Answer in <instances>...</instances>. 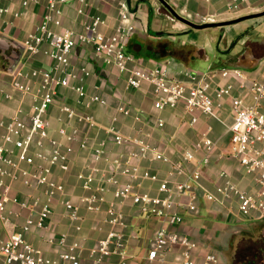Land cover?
<instances>
[{
    "label": "built area",
    "instance_id": "1",
    "mask_svg": "<svg viewBox=\"0 0 264 264\" xmlns=\"http://www.w3.org/2000/svg\"><path fill=\"white\" fill-rule=\"evenodd\" d=\"M30 1L21 0L22 8H27ZM87 1L48 0L41 23L22 44L25 50L18 63L22 62V66L18 68L17 65L12 73L7 71L15 76L12 81L13 89L21 92L23 98H30L31 109L27 112L19 107L10 118L0 119V264H85L84 245L79 241L70 243L66 233L50 234L47 238L57 248L54 257L27 239L28 233L44 235L50 231L53 202L65 194V187L55 178L54 170H69V156L74 152L72 145L78 136L77 128L68 131L65 127L58 129L59 136L52 134L48 113L59 90L71 89L78 95V103H84L87 108L95 103H106L99 94L88 97L86 80L91 72L87 67H77L72 62V55L78 46H92L95 55L105 65L115 66L126 77L131 89L140 90L146 85L151 86L154 107L157 110H181L191 126L198 123L200 115L221 121L218 111L223 100L230 98L234 119L228 129L229 152L244 173L254 179L255 188H243L232 180L229 173L221 171L220 178L224 183L216 187L217 194L205 193L204 196L208 201L225 200L235 203L241 215L263 219L264 80L251 81L248 88L254 103L248 106L241 95L234 94L235 85L232 82H221L234 75L240 80L241 88L245 89V77L239 69L222 68L202 73L185 68L175 70L171 61L151 68L143 67L127 49V41L135 32V14L127 9L120 12L118 25L110 34L102 30L105 20L100 15L85 21L82 31L55 28L60 25L56 18L63 14L62 7L78 3V13L85 15ZM248 4L249 0H230L227 11L237 14ZM8 12L7 8H0V21ZM14 16L19 17L21 13H15ZM211 22L213 20L205 17L202 19V24ZM43 45L50 47V66L48 69L32 67L31 60L41 52ZM11 97L6 95L8 99ZM61 109L70 119L77 118L80 122H89L91 125L94 123L92 116H79L70 105L64 104ZM118 110L137 122H154L158 129L165 127L162 118L153 120L143 111H135L129 104L122 103ZM111 131L117 144L133 142L137 145L138 150L132 157H151V160L170 163V175H187V180H163L158 174L133 165L131 158H127L116 161L115 168L137 183L121 184L115 176L97 179L95 171L84 177L83 187L92 193L82 198L81 203L86 205L88 211H100L105 202L107 186L114 184L117 186L114 191L117 200L131 201L141 215L156 218L162 223L150 243L147 253L149 264H167L170 255L178 257L175 264H219L217 253L200 252L202 248L198 242L181 231L186 215L199 210L201 195L197 188L201 187L203 169L210 164L216 142L204 136L195 148L184 151L181 161L173 163L144 137L130 140L120 135L116 129ZM81 147L87 148V144L82 143ZM198 151L203 152L202 159L193 171L188 172L186 164L196 159ZM92 152L95 160L102 158L101 148H93ZM18 180L26 187L41 189L43 197L34 195L28 201H22L18 196H13L14 184ZM145 181L158 184L157 195L137 190ZM12 205L28 213L24 222L17 224L19 229L15 232L9 231L8 227H12L13 219L18 218L20 212L12 209ZM63 205L65 216L75 224L78 232L81 231L80 204L66 198ZM107 215L112 229L91 248V258L94 264H103L112 257H120L124 260L121 264H129L126 260V235L118 230V227H126L124 215L114 205L107 209Z\"/></svg>",
    "mask_w": 264,
    "mask_h": 264
},
{
    "label": "crops",
    "instance_id": "2",
    "mask_svg": "<svg viewBox=\"0 0 264 264\" xmlns=\"http://www.w3.org/2000/svg\"><path fill=\"white\" fill-rule=\"evenodd\" d=\"M229 1L169 0L179 15L196 24H202L204 17L213 20L211 22L213 24H220L257 14L259 10V7L254 6L253 0H249L247 7L233 14L227 11ZM47 4L48 0H31L27 8H22L21 0H0V8L9 10L0 21V36L23 44L28 35L34 33L41 23ZM79 7L78 3L62 7L63 14L56 18L60 25H54L55 28L82 31L85 21L90 17L100 15L105 20L102 30L110 34L118 25L120 12L127 9L135 14V32L127 41V49L143 67L151 68L162 62L171 61L175 70L185 68L202 73L222 68L239 69L245 77V89L241 88L240 80L234 75L221 82H232L235 85L234 94L241 95L246 105L251 106L254 103L248 87L252 80H264V57L256 61H247L246 55L249 46H256L259 43L264 45V21L258 22L261 23L262 30L258 29L257 22L244 23L256 18L232 25L213 27L222 29L223 32L220 38V44H223L220 52L224 65L215 66L209 62V57L207 58L203 47L204 37H200L198 33L212 28L202 30L190 28L174 19L158 0H88L85 15L78 13ZM18 12L21 16L15 17L14 14ZM233 25L236 26L229 28ZM174 33L189 36V40L194 41V45L197 46L188 43L174 45ZM239 39H244L242 48L238 52L228 54L236 46L234 42ZM49 51L50 47L43 45L41 52L31 60V66L48 69L51 62ZM10 52L11 50L7 53ZM196 57L206 59V69L190 68ZM3 60L8 61L6 58ZM72 62L77 67H87L91 72V76L86 80L88 97L99 94L106 103H95L87 108L84 103H78V95L71 89L59 90L56 101L48 113V119L53 128L52 134L59 136L58 129L65 127L68 131L77 128L78 136L72 145L74 152L69 156V170H54L55 178L65 187V194L53 202L54 213L50 218V231L44 235L28 233L27 239L34 246L54 257L57 254V248L48 242L47 238L50 234L66 233L70 243L79 241L84 245L85 264H94L90 250L112 229L108 223L107 209L114 205L115 209L124 215L126 227H118V230L126 235L127 262L129 264H149L147 253L150 243L162 223L156 218L141 215L131 201L117 200L114 197L117 186L114 184L107 186L105 202L101 210L88 211L86 205L81 203V199L91 195L92 191L84 189V177L96 171L94 175L97 179L103 176H115L121 184H135L137 183L135 180L115 168L116 161L131 158L133 165L139 166L142 170H150L163 180L172 182L187 180V175H170L172 172L170 163L151 160V157L146 159L132 157L133 153L138 150L137 145L133 142L117 144L112 129H116L126 139L134 140L139 136L144 137L151 146L157 147L173 163L181 161L184 151L195 148L204 136H208L216 142V147L210 156V164L203 169L201 187L197 188L201 195L198 201L199 210L197 213L186 215L181 231L198 242L202 248L200 252L217 253L219 264H247V261L264 264V218L245 217L238 211L235 203L225 200L208 201L204 196L205 193L215 194L216 187L224 183V180L220 178L221 171L229 173L232 180L241 187L255 188L254 179L244 173L229 152L228 129L234 119L231 99L223 100V105L218 111L221 121L200 115L198 123L191 126L181 110H157L154 107L151 86L146 85L140 90L131 89L127 85L126 77L115 66L105 65L95 55L92 46H78L72 55ZM21 66L22 62L18 68ZM14 78V75L7 73V68H0V119L10 118L19 107H23L27 112L31 109L30 98H23L21 92L13 89ZM6 95L12 96L11 99L6 98ZM122 103L129 104L135 111H143L153 120L162 118L165 121V127L158 129L154 122H137L132 117L124 116L118 110ZM64 104L73 107L79 116H92L93 125L85 121L80 122L77 118L70 119L61 109ZM82 143H86L87 148L83 149ZM93 148L103 150L101 159H94ZM202 156L203 152L198 151L196 159L186 164V170L193 171L199 165ZM137 190L139 192L149 191L152 195H157L158 184L145 181ZM12 195L18 196L22 201H28L34 195L43 197L41 189L26 187L21 180L14 184ZM66 198L80 204L82 229L79 232L75 229V224L65 216L63 200ZM218 199H220L219 195ZM12 209L20 212L19 217L13 219L12 227H8L9 231L15 232L19 229L17 224H22L28 213L15 205H12ZM238 252L240 254L237 258L235 254ZM234 258L236 262L231 260ZM177 259L178 257L170 255L167 264H175ZM122 261L124 260L120 257H112L103 264H121ZM172 261L174 263H171Z\"/></svg>",
    "mask_w": 264,
    "mask_h": 264
},
{
    "label": "rangeland",
    "instance_id": "3",
    "mask_svg": "<svg viewBox=\"0 0 264 264\" xmlns=\"http://www.w3.org/2000/svg\"><path fill=\"white\" fill-rule=\"evenodd\" d=\"M254 6L255 7H259V10H257V13H261L264 11V0H253ZM263 22L264 21V17L262 18H256L253 20H250L248 22H244L245 24H251L252 22ZM259 30H262V26L261 23L256 24ZM236 25L230 26L229 28H233ZM253 28V27H252ZM255 28V26H254ZM200 33V37H204L203 40V47L206 50L207 53V58L209 57V62L214 64L215 66H220V65H224L223 63V59H222V55H221V48L223 46V44H220V38L221 35L223 34L222 29L219 28H212L209 30H205V31H201L198 32ZM174 45H178L181 43H188L189 45H194V41L191 42L189 39V36L185 35V34H176L174 33ZM260 35V34H258ZM264 36V35H263ZM254 39V38H252ZM244 39H239L238 41H235L234 44H236V46L232 49V51L228 52V54H232L235 52H238L239 49L242 48V46L244 45ZM201 42V41H198ZM197 46V45H194ZM197 49V48H195ZM205 58H201V57H196V59L194 61H192L190 68L194 69V70H203L207 68V61H205ZM9 66V62L5 61L3 59L0 58V68H8Z\"/></svg>",
    "mask_w": 264,
    "mask_h": 264
},
{
    "label": "water",
    "instance_id": "4",
    "mask_svg": "<svg viewBox=\"0 0 264 264\" xmlns=\"http://www.w3.org/2000/svg\"><path fill=\"white\" fill-rule=\"evenodd\" d=\"M158 1L160 2L161 6L164 9H166V11L174 19H176V20L184 23L185 25L189 26L190 28L196 29V30L213 28V27H217V26L232 25V24H236V23H239L241 21H244V20L251 19V18H259V17L264 16V11H263L261 13H257V14L249 15V16H244V17H241L239 19H235V20L228 21V22H223L220 24H213V23L196 24V23H193L192 21L182 17L181 15H179L177 13L176 9L169 2V0H158ZM10 50H11V53L8 54L7 52ZM24 50H25V47L21 43L9 41L6 37L0 36V51L2 52V54H5V58L9 61V66L7 68V71L9 73H12L14 71V69L16 68V66L18 65L20 59L22 58ZM247 264H256V263L249 262Z\"/></svg>",
    "mask_w": 264,
    "mask_h": 264
},
{
    "label": "flooded vegetation",
    "instance_id": "5",
    "mask_svg": "<svg viewBox=\"0 0 264 264\" xmlns=\"http://www.w3.org/2000/svg\"><path fill=\"white\" fill-rule=\"evenodd\" d=\"M9 52V51H8ZM11 53V52H10ZM0 57L1 59H5V54H1L0 52ZM264 57V45L263 43H259L256 46L252 45L249 46V50L246 55V60L247 61H256ZM240 252L236 253L235 256L238 258ZM232 261L234 260L236 262V259H231ZM233 261V262H234ZM251 261H247L246 263H249Z\"/></svg>",
    "mask_w": 264,
    "mask_h": 264
}]
</instances>
